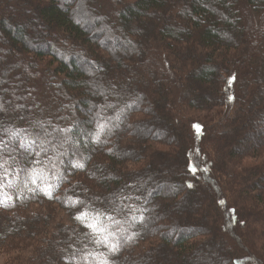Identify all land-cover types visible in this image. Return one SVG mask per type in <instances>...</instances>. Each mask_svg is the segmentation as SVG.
Here are the masks:
<instances>
[{
  "label": "trees",
  "instance_id": "16d2710c",
  "mask_svg": "<svg viewBox=\"0 0 264 264\" xmlns=\"http://www.w3.org/2000/svg\"><path fill=\"white\" fill-rule=\"evenodd\" d=\"M1 1V12L13 8L26 15L30 11L25 7L29 0H8V4H2L3 0ZM40 1L44 4L36 5L35 15L48 23L49 27L60 29L62 36L59 35V38L61 36L62 40L86 42L89 45L88 51L92 52L96 60L83 64L86 59L82 60L83 58L78 57L79 55L83 57L81 53L86 52L81 47L82 44L80 51H74L73 54L76 56L53 47L54 45L48 43V40L45 41L44 46L30 47L32 42L43 41L41 38L46 36L41 33L51 35L35 27L32 22L34 14L33 17L25 16L33 25H29V21L14 24L11 14L0 16V34L5 38L1 39L0 43L1 56L15 49L17 52L22 51V54H32L35 57L34 61L32 58L29 62L16 64L20 67L21 75L25 72L40 71L44 76L43 78L39 76L36 80L27 77L35 81L31 88L25 85L23 78L12 83L11 80L7 81L5 70L0 63V73H3L0 75V97L4 98V105H0L3 106V115L0 112V163L7 161L4 167L8 170L7 179L0 181L4 185L0 189V201H4L0 204V253L9 247L17 246L18 243L27 242L28 246L32 247L31 256L26 259L29 264H52V262L104 264L105 260L107 264H123L127 255L128 260L131 257L130 264H176L178 259L184 264H242L241 260H235L229 253L228 240L230 241L234 235L226 238L225 235L215 234L214 230L219 229L220 222L214 221V215L210 218L208 215L204 219H197L195 217L197 213L190 210L183 212L182 206L190 207L183 199L184 195L188 196L194 187V182L187 181L188 176L198 178L196 183H199L200 177L204 181L214 182L211 171L214 169L213 165L215 166L221 158L223 152H220V148L224 145L218 140L235 134L237 124L232 126L235 120L242 125L244 121L248 124L252 118L261 117L259 123L264 125V108L261 106L258 110L252 108L254 104L262 101L258 92L262 86L260 80L264 78V64L250 67L247 61L250 55L248 46L240 42L241 40L234 39L237 36L236 29H239L237 25L243 20L241 18L260 16V20L262 19L264 0H131L122 1V4H119V0H112L111 3L114 5L119 4V10L113 8L112 17L94 15L90 23H83L71 16L70 9L76 5V0H65L62 3L60 0ZM92 1L89 0L88 5H93ZM169 6H171V17H175L178 22L161 16L163 10L168 9ZM153 15L157 16V19L153 17L155 20L153 22L157 24L154 30L152 29L155 35L151 33L146 38L144 34L141 39V35L135 31V25L140 26L145 20L149 21ZM103 18L107 19L104 27L101 22ZM113 22L114 28L110 29ZM106 23H109L108 30L105 28ZM99 27L100 34L108 35L113 41L106 42L105 47H102L98 41L93 42L90 39L95 37L97 32L95 29ZM52 37L58 38L55 35ZM193 38L196 42L193 43L194 46L196 45L195 50H191ZM121 40L127 44L123 45ZM173 42L185 45V52L175 55L176 59L172 57L171 52L167 53V46L169 47ZM135 44H140L141 49L154 51L156 54L153 52V55L158 61L160 60L162 68L168 67V64L175 65L173 70L178 71V77L186 79L185 84L192 82L196 86L199 84L208 86L206 89L211 94L204 92L195 96L184 95V102L196 109V112L217 107L221 109L223 106L226 108L225 112L219 110L220 130L214 124H203L201 120H195V123L191 124L193 133H190L189 121L183 111L178 109L177 114H171L167 108L162 109L164 103L159 104L158 115L170 122L175 120L176 131L181 134L182 139L179 142L173 139L171 135L173 131L169 126L165 129L170 131L168 132L171 141L164 143V150L152 147V152L157 158L162 156L178 161L175 163L180 165L176 168L177 173L181 178L183 173L187 181L186 183L183 179L166 176V181L173 183L164 186L168 188V192H165L163 182L155 184L146 174L149 173L151 162L154 163L153 160L148 161L149 158L147 164L140 161L142 158L137 159V162H142L140 166L130 171L126 168L114 177L105 171L115 173V169L124 164L122 161L129 159V162H132L126 154L132 149L131 146L137 145L140 141V134L145 136L142 139L143 143L153 137V134L149 137V133L143 127L148 125L150 116L146 114L147 109L140 108L142 94L138 93L134 99H131L130 86H124L116 92L111 84L101 85L96 80H89L88 71L85 69L88 66L92 68L91 65L94 64L104 78H111L117 83L127 81L126 74L133 72L132 69L136 68L137 61L140 63V56L134 50ZM188 45L190 47H187ZM97 49L99 50L96 52ZM168 50L171 51V48ZM260 51L262 52L261 49ZM119 53L132 54L133 57H123V54V58L118 59L115 55ZM218 56L223 59V63L213 61ZM36 61L42 64L33 65ZM14 64L10 65L14 66ZM222 66L225 68L223 69ZM181 68L183 71L180 70ZM230 69L235 70L242 81L239 82V77L235 76L230 83ZM173 70L172 72L175 73ZM222 74L228 76L225 86L221 87ZM259 75H262V79ZM47 77H54L57 81H47L45 79ZM249 77L256 79V83L260 82V84L253 85V82L247 84L246 79ZM176 79L175 75L165 72L158 82L163 86L166 80H170L172 85H170V96L172 101L176 102V106H179L181 96H176L175 90L181 85L179 82L175 85L173 80ZM129 83L142 88L144 93L148 90L152 91V87L141 78L130 79ZM52 86L58 91L53 90ZM60 87H63L64 91H61ZM23 88H28V93L14 94L13 91H24ZM30 90L37 95V99L34 101L32 99L31 102ZM51 92L53 100L46 97ZM107 103L115 104L112 111L108 112L100 108ZM146 105L149 109L152 104ZM243 105L251 108L250 118L239 117L238 111ZM4 109L10 112L7 116L4 115ZM101 124L105 125L102 132L98 127ZM129 124L132 126L131 132H127ZM125 136L132 137L131 141ZM110 139L112 141L114 139L116 144L110 143ZM247 139L250 147L254 145L255 147L243 154L237 151L235 145H233L234 151L231 148L229 152L227 148L224 160L227 165L223 163L221 166H224V170H230L229 165L232 164L233 173L237 174L240 171L235 162L238 163L246 156L261 155L263 150L260 153L257 150L264 146V141L249 134ZM22 142L26 143L25 148L20 147ZM74 164H82L83 167H73ZM185 165L188 173L184 168ZM260 170L257 180L251 179V183L247 180L254 172H245L247 174L245 186L257 181L264 182V165ZM3 172L4 169H0V175ZM96 172H101L102 175L97 176ZM237 175L244 180L245 177L242 178L241 174ZM33 180L35 183L32 182ZM141 184L143 191L138 186ZM49 185L51 187L47 188ZM197 187L201 191V187L197 185L194 187V194ZM44 189L50 192L51 196L47 195ZM251 191L252 189H245L248 197L243 194L240 198L251 200L256 208H243L242 203L236 204L238 210L230 207L232 212H229V216L232 217L233 224L229 227L232 228V232L240 227L247 228L252 233L254 231L253 222H256L255 216L261 214L259 211L263 206L264 194H256L253 190L254 194L251 196ZM221 193L220 198L208 202L209 206L201 202V196H206L207 193L201 194L200 197L196 196L198 208L195 210H200L202 204L208 208L213 206V210L224 213L219 208L223 209L228 197L224 199L223 192ZM137 196L139 199L136 198ZM77 200L83 201V205L73 206L72 202ZM156 201L158 203L163 201L164 204L158 205ZM43 204H46L48 209L45 217L42 214L32 216L31 208ZM169 205H172L173 209L171 208L168 214L161 213L158 217L155 215L156 210ZM175 206L178 212L174 213ZM56 209L63 211L69 221L56 220L54 218ZM81 212L87 213L84 222L75 218ZM141 216L143 220L139 219ZM160 220H164L162 221L164 224L160 223V225L158 223ZM209 221L215 222L212 232L208 231ZM92 222H96L98 227L106 231L98 235L92 233L86 226ZM250 223H252L250 226L246 225ZM261 226L264 228V220ZM235 235L239 236L240 232ZM105 236L107 243L97 244L96 241L102 240ZM236 237L233 238V246L235 243L237 250H241ZM253 242L254 240L250 242L251 246L248 248L250 254L254 255L260 251L262 254L260 262L264 264V239ZM113 244L117 245V250L109 251L108 245ZM140 244L146 246L142 247ZM85 256L88 258L84 259ZM57 259L61 260V263Z\"/></svg>",
  "mask_w": 264,
  "mask_h": 264
},
{
  "label": "rangeland",
  "instance_id": "374dc122",
  "mask_svg": "<svg viewBox=\"0 0 264 264\" xmlns=\"http://www.w3.org/2000/svg\"><path fill=\"white\" fill-rule=\"evenodd\" d=\"M64 1L65 0H60V3L64 2ZM76 1H77L76 5L70 9L71 16L73 18H77L79 21H81L83 23H90V20L92 19V17L94 15L98 16V14H99V15H102L103 17H105V16H108V17L111 16L112 17V14L114 12L111 10L113 8H115L116 10L117 9L119 10L120 7L118 5L122 4V1L127 2V1H131V0H119V4H117V5H114L113 3H111L112 0H93L92 1L93 5H90V4L88 5L89 0H76ZM86 1H87V3H86ZM1 2L2 1L0 0V16H8L11 14L10 16H12V20H13L14 24H16V23L22 24L24 21H29V25H33L32 24V22H33L35 24V27L42 29L43 31H46V32L51 34L50 36H47V34L41 33V35L46 36V37L41 38V39H43L44 42L43 41H41L39 43H37V41H36V43L32 42V45L30 47H36L38 45L44 46L46 44L45 41L48 40L47 41L48 43L51 42L54 45V46L53 45H51V46H53L55 48L57 47V49L63 50V51H65V53H68L69 55L76 56L75 54H73L74 51L75 50L80 51L79 48L82 47L84 50H86V52H84V53L79 52L83 55V57L79 54H77V55H79L78 56L79 58H81V59L83 58L82 60H84V58L86 59L85 62H83V64L88 63V62L90 63V61L92 62V61L96 60V57H94L92 52L88 51L89 45L86 44V42L81 43L78 40H70V39L68 41L62 40L61 39L62 31L60 29L49 27L48 23L46 24L39 16L35 15L37 12L36 5H40V6L43 5L44 3L42 1H40V0H29L26 3L25 7H28L30 9V11L26 15L20 11L13 10V8L12 9L10 8V9H7L6 11L1 12ZM7 2H8V0H3L2 4H4V3L8 4ZM10 2H12V1H10ZM238 10H239V8H238ZM239 11L242 13L241 9ZM170 13H172L171 12V6H169L168 9L163 10V13L161 16L163 18H169L173 22H178V20L175 17H171ZM33 14L35 17H34L32 22L30 21L29 18L25 17V16L33 17ZM153 17L155 19H157V16L153 15L149 19L150 22L145 20V22L142 23L143 25L141 24L142 26L141 25L140 26L135 25V31L137 33H139V35H141V39L143 38L142 35H144V34H145L146 38H148V36H149L148 34L153 33L155 35L153 30L155 28V25H157V24L155 22H153V21H155ZM259 17L260 16L250 17V18L249 17L241 18V20L242 19L243 20L240 21V24L237 25L239 27V29H236V31H237L236 35L237 36L234 37L235 41L241 40L240 42H244L246 44V46H248V49L250 51V53H249L250 55L247 57V61L249 62L250 67H252V68L254 67V65H260L261 66V64H264V52H263V47H264V29H263L264 28V25H263L264 24V12H263L261 20ZM101 20H103L101 22H102V26L104 27V25H105L104 22H106L107 19L103 18ZM110 20H111V18H110ZM112 20H113V18H112ZM108 24L109 23H106V27H105L107 30L109 27ZM114 24L115 23L113 22L112 27H109V28L113 29ZM98 29H95V32L97 31L95 33V37L90 38L93 42L98 41L102 47H105V43L106 42L108 43V41L110 43L113 42L110 39L111 37H109L108 35H106L107 36L106 37V36L100 34V27ZM53 35L57 36L58 38L54 39L52 37ZM59 35H61L60 38H59ZM233 36H234V32H233ZM1 39H5V38L2 37V35L0 34V43H1ZM102 39H104V40H102ZM191 41H192L191 42L192 43V45H191L192 49L191 50H195L194 48L196 45L194 46L193 43L196 44V42H195L194 38ZM120 42H123V41L121 40ZM4 43H5V45H7L6 41H4ZM80 44H82L81 47H80ZM125 44H127V43L123 42V45H125ZM157 44H158V42H157ZM140 47H141L140 44L139 45L137 44L134 47V50H136V52L140 56V63L137 61L135 64L136 68L132 69L133 72L126 74L127 75L126 79H128L127 81L125 80V81H122V83H117V82H115V80H113L111 78H108V79H106V77L104 78L101 75L102 73H99V68L96 69L94 64L91 65L92 68H88L89 67L88 66L87 69H85L86 71H88L87 73H88V76L90 77L89 80H92V81L96 80V82H98L101 85L102 84L103 85H105V84L110 85L111 84L116 89V92L119 91V90L117 91V89H123L124 86H130L131 88H129V89L131 92H130L129 96L131 99H134L135 95H138V93L142 94L141 95L142 105L140 106V108L141 109H147L148 111L146 114H148L150 116V120L147 123L148 125H143V127H145V131H147V133H149L148 136L150 134H153V137H151L150 139H146L145 142L143 143L142 139L145 136H143V134H140V137H139L140 141H138L137 145L131 146L132 149L126 154V157L132 159V162H129V159H126V161H122V163H124V164L122 166L118 167L119 170L115 169V173L112 171H109V170H105V171L109 175L114 177L116 174H118V172L121 173V171L125 170L126 168H128L130 171V169H133L135 167L140 166L142 162L147 164L146 161L149 158L148 161L151 162L153 160L154 163L153 162H151L152 164L150 163L151 167L149 168V173H146V174H148L149 177L152 178V181L155 184L163 182V187L165 185H168V184L173 185V183L166 181L165 178L168 175H169V177H174V178H177L179 180L183 179L186 183L188 180L191 183L194 182L193 186L196 187L197 185H199L201 187V191L198 190V187H197L195 194H194L193 191L195 189L193 187L192 188L193 191L189 192L188 196L184 195V198H183L184 202H188V206H190V207L184 208V206H182V211L184 212V211L190 210V212L193 211V213H197V215L195 216V217H197V219H199V218L204 219V218H206V216L208 217V215L210 218L211 215L212 216L214 215V221L220 222V227H219V229L214 230L215 222L210 223V221H209L207 224L208 231L212 232V229H213L215 231V234L217 233L220 235H225L226 238L231 237V235L232 236L234 235V237H236L235 233L240 232V235L236 237L238 239L239 243H237L235 240H234V242H236L241 247V250H237L235 243L233 246V238L234 237L231 239L232 241L228 240V242L230 244V245H228L230 256L231 257L233 256L232 258H235V260H237V259L241 260L242 264H247V263L248 264H261V262H260V260L262 259L261 258L262 257L261 252L259 251V253H255L254 255H252V254H250V250L248 248H250V246H251L250 242H252L253 240H254V242H258V241H263V239H264V228H262V226H261L262 221L264 220V201H262L263 206H261L262 209L259 211L261 214H257V216H255L256 222H253V226H252V228L254 229L253 233L251 232V230L249 231V229H247V228L242 229L241 227H240V229H237L234 232H232L233 230H232V228L229 227V225L233 224V220H232V217L229 216V212H232L231 208H233V207L235 208V210H238L237 205H236L237 203H240V204L242 203L243 208L245 207L247 209L257 207L256 205H254L255 203L251 202V200L240 198L243 194H245V196L248 195L247 192H245V189L246 190L252 189V191L250 192L251 196H253L255 191H256V194H259V193L264 194V182H262V181H257L250 186H245V180L247 177V174L245 172H254V174L249 175V176L252 175V177L247 180V182H249V183H251V179L257 180V178L260 175V173H258V172L261 171L260 168H261V166L264 165V146L257 150V152L259 151L258 153H260L263 150V152L261 153L260 156H258V154L255 155L254 157L253 156H246L244 159H241L238 163L235 162L237 164L236 167L239 169L238 171H240L237 174H241L242 178L245 177L244 180H241L237 174L233 173L234 168H233L232 164L229 165L230 170H228V171L224 170V166L221 167L223 165V163L225 166L227 165V162H224V160L226 159L225 150L227 148H228L229 152L231 151V148L234 151L233 145H235V148H237V151L243 154V153L249 152L250 150H252L255 147V145H254V147H250V145L248 144V139H247L248 134L252 135L253 137L254 136L257 137V139H260V141H262V140L264 141V125L259 123V121H261L260 120L261 117L259 119H257L256 117L252 118L248 122V124H246L244 121V123H242V125H240V123L235 120V122H233V124H232L233 127L235 126V124H237L236 129H235V134L230 136L229 138L222 137L220 140H218V142H223L224 145L222 148H220V152L221 153L223 152L220 155L221 158H219V160L215 163V166L213 165L214 169H212V171H211V178L213 179L214 182H212L211 180L204 181V179L202 177H200L198 180L199 183H196L195 181L198 178H196V177L193 178V177H189V176H188L187 181H186V176H183V173H182V178L177 173L178 170L176 168L179 167L180 165H176L175 163H177L178 161L166 159V158H163L162 156H161V158H157L154 155V153L152 152V147H155V149H163L164 150V148H165L164 143L171 141V138H170L171 135H172L173 139H176V141H178V142L181 141V139H182L181 134L178 131H176L175 126H177V125L175 124V120H174V122L173 121L170 122V121L164 119L162 116L158 115V114H160V112L158 111L159 110V108H158L159 104L164 103V105L162 106V109L165 110V108H167L171 114L172 113L177 114L178 109H179L178 111H183L187 115L186 117L189 121L188 122V128H189L188 131H190V133H193L191 131L192 130L191 124L193 125V123H195L194 122L195 120H201L203 124H208V125L214 124V126L218 130H220L219 123H220L221 115H219V110H223L225 112L226 108L223 106V107H221V109H220V107H217L215 109L208 110V111H202L201 110V112H196V109L189 107V105H187L184 102V95L185 96H192V94H194V96H195V95H199V94L204 93V92L211 94L209 92V90L206 89V87H208V86H204V85H200V84L196 86L192 82L185 84L184 81L186 79H184V78L182 79V77H180V76L178 77L177 76L178 71L173 70L175 65L170 66V64H168L167 65L168 67L162 68V66L160 65V62H159L160 60L158 61V59H156L153 55L154 51L150 52L146 48L141 49ZM187 47H190V45H188ZM167 48L168 49L171 48V51H169ZM167 48H166L167 53L171 52V55L174 59H176L175 55H177L179 52H185V45L183 46V44H181V43H176V42L170 43L169 47L167 46ZM260 49L262 50L263 53L260 51ZM98 50L99 49H97L96 52ZM101 53H103V52L101 51ZM161 53H163V52H161ZM5 54H3L1 56V53H0V63H2L3 69L5 70L4 75L6 76L7 81L11 80V82L13 83V81H17V80H20L23 78V79H25V85L31 88L32 84L35 83L34 80H36L39 76H42L40 71H37L36 73L25 72V73H23V75H21L22 72L20 71V67L18 65H16L17 63L29 62V61H31L32 58L34 61L35 57H33L32 54H22V51L19 50V52H17L16 49H15V51L12 50V52H11V50H9V53H5ZM123 54L124 53L116 54L115 57L118 59L123 58V57H129V58L133 57L132 54H128V53H125L124 55ZM163 54H165V53H163ZM122 55H123V57H122ZM220 58H221L220 56L215 57L213 59V61H215V62L220 61L223 63L224 62L223 59L221 60ZM13 63H15L14 66L10 65ZM41 64H42L41 62H37V61L33 62V65H35V66H40ZM8 65H10V66H8ZM169 68H170V70H169ZM224 68L225 67H223V69ZM172 70L175 71V73L172 72ZM180 70L183 71V68H181ZM230 71L229 72L231 74L229 73L230 74L229 81L232 82V80L234 79L235 76L236 77H239V76L237 75V72L235 70L233 71L232 69H230ZM122 72H125V71L122 70ZM165 72H167L168 74H171L172 76L175 75V77H177L176 80H173L175 85H177L178 82L181 85L180 87L175 86L176 87V90H175L176 96H178V97L181 96L180 100H179V101H181V102H179V106H176V102L174 100L172 101V96H170V88H171L170 87V85H171L170 80H166L163 86L160 84V82H158L162 78V74H164ZM1 73H0V75L3 74V73L2 74ZM224 75L225 74H222V76L220 78L221 87L223 85L225 86V84L227 82L226 78L228 75L227 76L226 75L224 76ZM259 76H260V79H262V75H259ZM27 77L34 79V80H29ZM43 77L44 76H42L41 78H43ZM139 78L146 81L147 85L152 87V91L150 90V92H153L156 94L155 95L151 94L149 92V90L147 92L145 91V93H144L142 88H139L138 86H135L134 84L129 83L130 79L136 80ZM45 79L47 81H52V82L57 81L54 77L53 78L47 77ZM253 79L254 78H250V77L247 78L246 83L249 84V83L253 82V85L254 84L259 85L261 82V85H262L260 88V91L258 92V93H260L259 97L260 98L262 97V101L257 102L252 107V108H256L258 110L260 108V106L262 108H264V83H263L264 78L262 80H260L259 83H256V79H254V80ZM222 80H224L225 82ZM237 80H238V78H237ZM240 81H242V80H240V77H239V82ZM4 84H8V82H4ZM248 86H250V85H248ZM60 88H61V91H64L63 87H60ZM23 89H24V91L23 90H20V91L17 90V91H13V92H14V94H18V93L24 94L26 92L28 93V88H23ZM52 89L53 90L55 89L58 91V89L56 87L52 86ZM61 93H63V92H61ZM29 95L31 97L30 102L32 101V99H33V101L35 99H37V95H35V93L32 90L29 91ZM52 95L53 94L51 92L46 97H48L49 100H53ZM122 97H123V95H122ZM165 98H168V99L165 100ZM3 99L4 98L0 97V105H4ZM153 99H155V100H153ZM24 101H26V100H24ZM45 102H46V100H45ZM146 104H152V105L148 109V106ZM114 105L115 104H113V103H109V104L107 103L100 108H103L104 110H107L109 112V111H112V109L114 108ZM2 107L0 106L1 114H2ZM238 112H239V114H238L239 117L242 116V117H246V118H250L251 113H252L251 108L247 107L246 105L245 106L243 105ZM8 113H10V112H8V110L4 109V115L7 116ZM255 121H256V123H254ZM169 126L173 131V134H171V135H169L170 131L165 129V128H168ZM131 128H132V126L129 124L127 132L128 131L131 132L132 131ZM153 131H156V132H153ZM136 132L138 133V129L136 130ZM158 132H159V134H158ZM125 135H127V134H125ZM148 136H146V137H148ZM125 138H127L130 141L132 139V137H128V136H125ZM109 141H110V143L116 144L114 139H113V141L111 139ZM132 143H133V141H132ZM137 146H139V147H137ZM101 148H103V146ZM140 158H142V160H140ZM137 159H139L142 162H137L136 161ZM156 164H158V165H156ZM184 168H185L186 172L188 173L186 165ZM96 174H97V176L102 175L101 172H96ZM230 174H231V176H230ZM208 181H210L211 183ZM131 182H133V181H131ZM172 182H176V181H172ZM246 184H248V183H246ZM138 186L140 188H142V191L144 190L143 184L138 185ZM164 189H165V192H168V188L164 187ZM253 190H254V192H253ZM221 192H223L224 199H226V197H228V200L226 201V205H223V209L219 208L221 211L224 212L222 214L217 212V210H213L214 209L213 206L208 208V206H209L208 202H212V200H214L215 198H220L221 197L220 195H222ZM203 193H207V195L201 196V199H202L201 202H202V204H206L208 206H204L201 204V206H203V207H200V210H195L198 208L196 206V204L198 203V198L196 196L200 197V195ZM128 194L129 193H127V195ZM230 194L233 195V198H231ZM237 194H238V196H237ZM136 198L139 199L138 196ZM156 203H158V202L156 201ZM161 203H162V205L164 204L163 201L162 202L159 201L158 205ZM171 208L173 209L172 205H169L168 207H164L162 209H158L155 211L156 212L155 215H157V217H158V216H161V213H164V214L167 213L168 214V211ZM208 209H209V212L207 213ZM31 211H32V213H31L32 216H39L40 214H42L43 217H45V215L48 212V209H47V205L43 204V205H38L37 207L36 206L32 207ZM173 212L174 213L178 212L176 206L174 207ZM54 218L56 220H62L64 222L69 221L67 216L65 215V213L59 209H56L54 211ZM130 218H131V216H130ZM162 221H164V220H162ZM162 221L160 220L158 223L164 224ZM241 222L242 221H240V223ZM41 223H43V222H41ZM209 223L212 224L211 227H210ZM251 224L252 223L246 224V225L250 226ZM244 230H246V231H244ZM161 231H163V230H161ZM92 233L97 234V235L100 234L98 232H92ZM148 233H150V232H148ZM28 244L29 243H27V242L26 243H18L17 246L9 247V249H6L5 251L1 252L0 253V264H29V262L26 261V259L31 256L32 247L28 246ZM231 244H232V246H231ZM110 246L111 245H108V249L110 248ZM140 246L144 247L146 245L140 244ZM130 258L128 260V255H127V258H125V260L123 261V264H130V262H131ZM60 261L61 260H58L59 263H61ZM176 261H177L176 264H184V263H180L179 259ZM170 262H172L171 259H170ZM52 264H54V263L52 262Z\"/></svg>",
  "mask_w": 264,
  "mask_h": 264
},
{
  "label": "snow or ice",
  "instance_id": "6c2138e0",
  "mask_svg": "<svg viewBox=\"0 0 264 264\" xmlns=\"http://www.w3.org/2000/svg\"><path fill=\"white\" fill-rule=\"evenodd\" d=\"M229 82L231 83V81H229ZM98 127L101 130V132H102L103 129H104V127H105V125H102L101 124V125H98ZM197 131H199V128H197ZM97 139H99V135H97ZM33 143H34V141H33ZM20 147L21 148H25L26 147V143L25 142H22L21 145H20ZM6 163H7V161H4L3 163H0V169H4L3 174L0 175V181L6 180L7 177H8V170L4 167ZM73 167H80V168H82L83 165L82 164H74ZM32 182L35 183L34 180ZM3 186H4L3 183L0 182V189H2ZM50 187H51L50 185L47 186V188H50ZM44 190H45V192H46L47 195L51 196V193L50 192H48L46 189H44ZM3 203H4V201H0V204H3ZM72 205L73 206H75V205H83V201H79V200L73 201L72 202ZM75 218L77 220H80L81 222H84L87 219V213L86 212H81ZM109 219H112V218L109 217ZM139 219L140 220H143V216L139 217ZM114 222L115 223H118V221H114ZM86 226L92 232L103 233V232L106 231V229L98 227L96 222L88 223V224H86ZM109 235H111V233ZM96 242H97V244H99V243H107V237L105 236L102 240H97ZM116 250H117V245H115V244L111 245L110 248H109V251H116ZM89 255H91V254L89 253ZM87 258H88L87 256L84 257V259H87ZM104 264H107V261L106 260L104 261Z\"/></svg>",
  "mask_w": 264,
  "mask_h": 264
}]
</instances>
